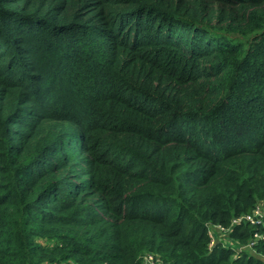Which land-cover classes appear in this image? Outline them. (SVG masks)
I'll use <instances>...</instances> for the list:
<instances>
[{
    "label": "trees",
    "instance_id": "1",
    "mask_svg": "<svg viewBox=\"0 0 264 264\" xmlns=\"http://www.w3.org/2000/svg\"><path fill=\"white\" fill-rule=\"evenodd\" d=\"M257 207L264 0H0V264H264Z\"/></svg>",
    "mask_w": 264,
    "mask_h": 264
},
{
    "label": "built area",
    "instance_id": "2",
    "mask_svg": "<svg viewBox=\"0 0 264 264\" xmlns=\"http://www.w3.org/2000/svg\"><path fill=\"white\" fill-rule=\"evenodd\" d=\"M264 209L262 207H257L254 209V211L252 212V214L250 215H245V216H241L238 218H235L232 220L231 222V227L233 226H237L240 224H250L251 226H258L261 225L263 223L264 220ZM221 233L225 236L228 237L229 234V229H224L223 227L219 226V225H209L208 226V233L209 236L211 238V245L220 242L222 245L224 246H231L234 250H236V252H240L243 249H247V248H253L254 245L259 241V240H264V236H260L257 233L254 235V238L249 241V243L247 245L244 246H238L234 243H232L228 238L227 240L224 239L222 241H218L215 240V238L213 237L214 233ZM149 262V261H148Z\"/></svg>",
    "mask_w": 264,
    "mask_h": 264
},
{
    "label": "rangeland",
    "instance_id": "3",
    "mask_svg": "<svg viewBox=\"0 0 264 264\" xmlns=\"http://www.w3.org/2000/svg\"><path fill=\"white\" fill-rule=\"evenodd\" d=\"M213 237L215 238V240H217V242L218 241H222V240H224V239H226L227 240V236H225V235H223V234H221V233H214V235H213ZM228 241V240H227ZM244 250V249H243Z\"/></svg>",
    "mask_w": 264,
    "mask_h": 264
}]
</instances>
